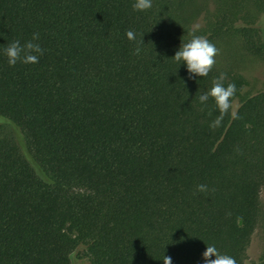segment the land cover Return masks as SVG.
I'll return each mask as SVG.
<instances>
[{
    "label": "trees",
    "instance_id": "16d2710c",
    "mask_svg": "<svg viewBox=\"0 0 264 264\" xmlns=\"http://www.w3.org/2000/svg\"><path fill=\"white\" fill-rule=\"evenodd\" d=\"M132 3L0 0V264H203L208 245L264 264V90L231 64L264 60V0ZM34 33L38 63L9 66ZM193 36L218 50L207 77L171 59ZM220 74L236 92L211 126Z\"/></svg>",
    "mask_w": 264,
    "mask_h": 264
},
{
    "label": "clouds",
    "instance_id": "9594fccd",
    "mask_svg": "<svg viewBox=\"0 0 264 264\" xmlns=\"http://www.w3.org/2000/svg\"><path fill=\"white\" fill-rule=\"evenodd\" d=\"M152 6V0H133L132 8L134 11H146ZM129 40L135 38L132 31L125 33ZM38 34L34 33L30 40L25 41L23 44L19 40H13L4 48V56L6 57L9 66H15L17 62L23 64H36L39 57L43 54V49L38 43ZM139 51V49H137ZM216 47L210 43L203 36H193L188 42L181 43L179 49L171 58L180 65H183L188 74V78L193 77H207L215 63V56L217 55ZM224 75L220 74L218 78L213 80L212 86L198 99L200 103H204L211 98L220 116L212 122L211 126H218L224 113L231 108V101L235 95L236 87L232 83L225 85ZM197 191H205L204 185H198ZM161 261L163 264H172L171 258L163 255ZM203 264H235V260L230 255L223 254L217 250L213 245L206 246L205 251L202 253Z\"/></svg>",
    "mask_w": 264,
    "mask_h": 264
},
{
    "label": "rangeland",
    "instance_id": "374dc122",
    "mask_svg": "<svg viewBox=\"0 0 264 264\" xmlns=\"http://www.w3.org/2000/svg\"><path fill=\"white\" fill-rule=\"evenodd\" d=\"M263 16H260L257 28L262 29L261 24ZM231 64L236 65L242 71L249 83V92H258L264 90V60L253 59L249 57L241 58L238 61H233ZM261 202L264 206V189L261 192ZM257 236L254 240L251 259L257 256L261 249L264 248V225L257 230Z\"/></svg>",
    "mask_w": 264,
    "mask_h": 264
}]
</instances>
